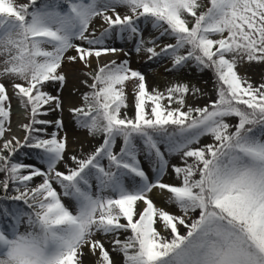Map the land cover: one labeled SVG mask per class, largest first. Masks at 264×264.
I'll return each instance as SVG.
<instances>
[{
    "label": "snow or ice",
    "instance_id": "6c2138e0",
    "mask_svg": "<svg viewBox=\"0 0 264 264\" xmlns=\"http://www.w3.org/2000/svg\"><path fill=\"white\" fill-rule=\"evenodd\" d=\"M131 52L210 73L211 94L150 88ZM253 63L264 0H0V264H264V75L240 72ZM76 65L79 152L44 118Z\"/></svg>",
    "mask_w": 264,
    "mask_h": 264
},
{
    "label": "rangeland",
    "instance_id": "374dc122",
    "mask_svg": "<svg viewBox=\"0 0 264 264\" xmlns=\"http://www.w3.org/2000/svg\"><path fill=\"white\" fill-rule=\"evenodd\" d=\"M17 2L22 3V2H26V0H17ZM115 46L116 47H124L126 51H129L130 47H131L130 45H127V44L122 45L120 43L116 44ZM130 55H131V66L134 69H138L144 73V75L146 77V81H147L150 88L151 87H160L161 89H163L168 82L180 80L183 82H189L190 84L201 88L204 92L211 94L212 79H211L210 73H198L194 70H185L184 72L179 73V74L169 73V72L164 70V64L163 63L157 64V63H154L152 61H148L146 59V57H138L134 52H131ZM111 58L112 57H110V59ZM118 58L123 59L124 57L122 54H119ZM240 72H241V74L246 73L254 81H259L261 79L262 75H264V66L257 65L255 63H253L251 66L245 65V66L241 67ZM71 77H73V75L70 76L69 73L67 72V84H66V86L72 83ZM80 79H81V77L78 73V76H76V78H75L76 81L73 84L74 89L69 91L70 95H68V97L66 98V99L71 98L70 100H72V103L75 104L77 102L78 106L80 105V102H81L80 92L85 90L84 86L80 83ZM5 83H7V82H5ZM76 89H79L80 91L78 92V91H76ZM50 90L55 92V89H50ZM9 91H11V90L9 89ZM126 91L128 92V96H129L128 103L130 105H132L134 103V100H133V96H132L131 84H129L128 89H126ZM61 96H62V100H64V92L61 93ZM75 97H76V100L74 101L73 98L75 99ZM204 99H206V97L199 98L198 103H203ZM74 104H72V105H74ZM15 106H18V104H17L16 100L13 99L12 111L15 110V108H14ZM128 114L132 115L131 108L129 109ZM12 117H13V113L11 114V118ZM70 117L72 119V122H71L72 134L74 136H76L78 134L84 135V133L81 130H78L76 128L72 115H70ZM44 118L55 120V119H60V115H57L54 112H52V113L49 112L48 116L44 117ZM50 130H54V129H50ZM63 132H64V129H63ZM74 146L77 147V142L73 143L72 147H74ZM117 259H119V257H117Z\"/></svg>",
    "mask_w": 264,
    "mask_h": 264
},
{
    "label": "bare ground",
    "instance_id": "6f19581e",
    "mask_svg": "<svg viewBox=\"0 0 264 264\" xmlns=\"http://www.w3.org/2000/svg\"><path fill=\"white\" fill-rule=\"evenodd\" d=\"M120 42H116V44H119ZM115 44V45H116ZM103 60H108L110 59V57L106 56V57H103L102 58ZM76 68H79V65H76V66H67L65 68V70L69 73L70 76L73 75V77H71V81L72 83L67 85L64 89H63V92H64V104H63V111H55L54 113L57 114V115H60V119L62 120L63 124H64V133L67 134V137H68V146H69V149L70 150H75L76 152H79L80 150V141H83L84 140V135L82 134H78L76 136H74L72 134V129H71V122H72V119L70 117L71 113L68 111V107L69 105H72L74 103H72V100H70L71 98L69 99H66L68 97V95H70L69 91L73 90L74 89V82L76 81L75 78L76 76H78V73L77 71H75ZM81 98V97H80ZM73 100L75 101L76 100V97L75 99L73 98ZM73 101V102H74ZM80 102V101H79ZM81 103V102H80ZM75 106H78L77 105V102L74 104ZM15 110L12 111L13 113V117L11 118V127H12V130L13 132L17 135V136H21L23 135V131L20 129L19 127V124L20 122L22 121L23 119V116L21 114V108L20 106H15L14 107ZM52 113V112H51ZM74 142H77V147L73 146V143ZM76 147V148H75ZM86 147H87V144H86ZM166 179H170V177H166ZM94 258L89 256V257H86V262L87 264H91V261L93 260Z\"/></svg>",
    "mask_w": 264,
    "mask_h": 264
}]
</instances>
